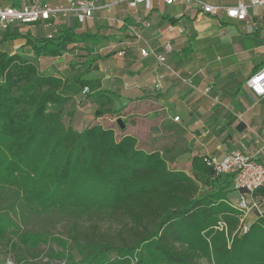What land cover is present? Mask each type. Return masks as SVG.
I'll list each match as a JSON object with an SVG mask.
<instances>
[{"label":"trees","instance_id":"trees-1","mask_svg":"<svg viewBox=\"0 0 264 264\" xmlns=\"http://www.w3.org/2000/svg\"><path fill=\"white\" fill-rule=\"evenodd\" d=\"M40 23L0 30V253L15 252L24 264H200L202 258L264 264L263 222L238 231L241 211L228 201L236 190L233 172L218 175L207 156H195L188 173L170 167L167 144L145 149L125 129L119 135L99 122L83 130L65 123L64 106L84 87L94 98L115 95L100 90V79L86 77L110 54L89 56L131 22L95 23L88 31L62 25L50 35L21 27ZM16 40L23 41L17 48ZM74 48L86 73L67 78L74 63L62 74L39 69L41 56L60 58ZM95 115L122 114L102 104ZM257 191L264 195V188ZM46 220L54 226L71 220L69 238L54 234ZM106 224L118 228L108 232ZM43 244L48 251L37 261Z\"/></svg>","mask_w":264,"mask_h":264},{"label":"crops","instance_id":"crops-1","mask_svg":"<svg viewBox=\"0 0 264 264\" xmlns=\"http://www.w3.org/2000/svg\"><path fill=\"white\" fill-rule=\"evenodd\" d=\"M45 1L62 3L61 0ZM205 1L234 5L240 0ZM65 16L75 18L72 13ZM125 19L131 22L129 28L116 30L117 35L104 40L100 54L110 55L98 60L86 75L100 79V90L115 95L94 98L92 91L88 94L81 91L64 106L65 117L73 101L84 115L95 114L102 104L120 109L121 114L128 109L126 115H120L123 119L135 113L141 122L149 123L144 126L147 138H157L161 145L167 143L171 163L179 166L184 159L191 169L195 156L222 158L238 150L264 159V98L255 96L246 85L247 79L264 66V8L249 9L252 30H248L247 22L229 18L224 11L218 16H198L193 5L166 4L163 0H153L150 11L141 4L131 8L119 2L110 10L98 9L94 13L96 26L117 28ZM174 20L185 28L184 33L166 30ZM76 23L66 24L79 28L80 24ZM94 24L88 28L95 30ZM130 28H136L143 35L141 45L149 46L152 51L148 57L142 56L133 44ZM126 42L129 45L126 46ZM167 42L173 45V52L168 55L167 62L160 64L156 54L163 52ZM122 48L126 51L120 56L118 51ZM70 53L74 59H81L79 48L63 54L64 61L56 57L55 61L61 65L55 74L67 72L69 64L65 55ZM190 78L192 84L184 81ZM158 82L161 87L157 90ZM108 98L112 99V104L108 103ZM175 116L180 117L178 121L174 120ZM102 118L104 116L89 125ZM117 118L112 120L117 121ZM139 119L130 118L126 128L129 129L130 124L132 130H141ZM179 169L191 171L182 166ZM242 193L248 203L258 202V205L249 212H241V219L250 227L258 221L264 224V195L259 191L233 190L229 203L235 208Z\"/></svg>","mask_w":264,"mask_h":264},{"label":"built area","instance_id":"built-area-1","mask_svg":"<svg viewBox=\"0 0 264 264\" xmlns=\"http://www.w3.org/2000/svg\"><path fill=\"white\" fill-rule=\"evenodd\" d=\"M166 4L187 3L193 5L197 9V15L218 16L224 11L229 18L245 21L248 24V30L254 29L253 23L249 21V9L252 7H263L264 0H240L234 5H221L206 2L205 0H163ZM119 2H125L127 6L136 8L138 5H143L146 11H150L153 6V0H68L59 4H53L45 0H32L21 6L0 5V30L8 26L20 23H34L37 21L48 22L57 16H65L72 13L79 24L92 26L94 24V13L98 9L110 10ZM169 32L184 33L185 28L176 23H169L166 27ZM130 34L134 36L133 44L137 45L140 54L148 57L152 51L149 46H142L144 40L143 35L136 28H130ZM125 45H129L126 42ZM17 48V47H16ZM126 49L122 48L118 51L120 56L125 54ZM173 52V45L167 42L164 45L162 53L156 54L157 61L160 64L167 62V57ZM185 82L192 84V79H184ZM247 87L251 92L259 97L264 98V66L254 72L246 81ZM161 87L158 82L155 85L156 89ZM90 89L86 86L82 90L86 94ZM179 116H175L174 120L178 121ZM216 174L224 175L233 172L235 174L233 187L245 193H254L257 190L264 188V159H258L256 156H251L240 150L229 153L222 158L215 156H207L205 158ZM258 202L248 203L244 193L241 195L237 209L241 212H249L253 208H257ZM223 230L226 228L224 222H219L217 226ZM250 230V225L241 219V224L238 228L240 234H245ZM9 264H13L8 262Z\"/></svg>","mask_w":264,"mask_h":264},{"label":"rangeland","instance_id":"rangeland-1","mask_svg":"<svg viewBox=\"0 0 264 264\" xmlns=\"http://www.w3.org/2000/svg\"><path fill=\"white\" fill-rule=\"evenodd\" d=\"M64 1H68V0H61L59 2H64ZM74 19L72 17H68V16H61V17L58 16L56 19L48 21V22L41 21L40 24L21 25V27L24 31L30 30L31 32L36 33V34L50 35L53 31L62 27V25H67L66 23L73 22L74 24L77 25V23H76L77 20H76V18H74ZM77 29L80 31L90 30L88 28V26L86 27V25H82V24L79 25V28L77 26ZM20 42H23V41L17 40V41H15L14 44L18 45V43H20ZM14 47H16V46H14ZM100 52L101 51H100V47H99V50L97 52L93 53L91 56H89V58L95 57ZM102 52H104V50ZM65 56H66V61L69 65H72L74 63L72 66L73 68L71 70H69L68 75H66L67 78H73L75 75H78L80 73H86L85 69L87 66L85 64L75 63V61L77 59L73 58V56H74L73 53L67 54ZM55 59H56V57L41 56L40 59L38 60L39 69L43 73L55 74L54 72L57 71L58 67L61 65V63L56 62ZM59 59L63 60L62 56ZM79 60L82 61V60H84V58H81ZM76 108H77V103H76V101H73L68 107V112H67L66 117H65L66 113L64 112V118H65L66 123L71 124L75 129L78 128L77 130H83L84 128L87 127V125H89L90 123H92L93 121H95L97 119L96 115L93 112L89 115L88 114L84 115L82 111H79ZM122 111L124 112L122 114L126 115L128 112V109L127 110L124 109ZM114 117H115L114 115H105L104 118L100 119L99 123H101L104 127H107V126L115 127L117 133L120 135L121 134V132L119 133L120 127L117 124V121L112 120V118L114 119ZM130 118L139 119V116L136 115L135 113L132 115L126 116L127 123L129 122ZM123 120H125V119H123ZM138 122H141V119H139ZM141 123H142L141 125L143 126L141 130H136V131L132 130L133 129L132 126L130 124H128L130 128L129 129L125 128L124 131L126 133H131V134L135 135L136 137H138V139L140 140L139 146H142L145 149H150L152 147L160 145L161 141L158 140L157 138H150V137L147 138L144 126L145 127L149 126V123L147 125L144 124L143 121ZM168 156H169V154H168ZM169 164H170V167L180 168V166H182L183 168L191 169V168H189L188 161H186L184 159L181 161V165L179 164V166L174 165L173 163H169ZM188 173H191L190 170L188 171ZM231 199H232V197L229 193L228 194V201H231ZM46 221H47V224L44 223L43 225L51 226V228L50 227L49 228L54 234H56L58 236L60 235L64 238H69V236H70L69 235V226L71 225L70 224L71 220H64L60 223H57L55 226L52 225L51 223H48V220H46ZM35 223L36 222H34V224ZM34 224L29 223V227L35 226ZM117 228H118L117 224H106V226L104 227V230L114 233ZM53 246L56 249H59V247L56 244H54ZM39 251H40V256L36 259L37 261H40V258L42 256H46V253L48 251V245L47 244L41 245ZM78 259H79V256L77 255V260ZM44 260H47V258H45ZM8 262H11L13 264H24L23 262H20L17 259L15 252L10 251L7 253V252L3 251V253H0V264H9ZM200 264H213V263L207 261L205 258H202L200 260Z\"/></svg>","mask_w":264,"mask_h":264},{"label":"water","instance_id":"water-1","mask_svg":"<svg viewBox=\"0 0 264 264\" xmlns=\"http://www.w3.org/2000/svg\"><path fill=\"white\" fill-rule=\"evenodd\" d=\"M117 123L120 126L121 129H125L126 128V124L124 122V120L121 117L117 118Z\"/></svg>","mask_w":264,"mask_h":264}]
</instances>
